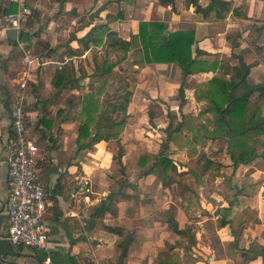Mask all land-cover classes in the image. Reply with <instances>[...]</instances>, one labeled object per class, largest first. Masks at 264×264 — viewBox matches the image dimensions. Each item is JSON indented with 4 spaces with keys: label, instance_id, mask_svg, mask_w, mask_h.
Returning <instances> with one entry per match:
<instances>
[{
    "label": "crops",
    "instance_id": "obj_1",
    "mask_svg": "<svg viewBox=\"0 0 264 264\" xmlns=\"http://www.w3.org/2000/svg\"><path fill=\"white\" fill-rule=\"evenodd\" d=\"M10 1L17 2L18 10L21 4L27 7L32 0H0V7ZM186 1L173 0L172 4L161 5L158 0H40L38 4L28 6L31 11L39 13L33 30L38 32L39 40L49 43L50 48H56L54 58H39L34 52L36 38L30 34L20 39V33L16 40L17 48L12 52L10 40L0 31V264H121L118 245L123 238L104 231L91 217L108 196L113 197V211L105 215L103 222L123 228L125 234L130 233L132 238L122 264H152L166 242H175L177 237L162 223L165 214L172 215L179 228L191 227L190 221L183 226L178 221L187 216L174 203V188L164 190L155 177H140L138 161L145 154H156L166 138V127L169 124L175 127L183 116L195 118L191 122L193 129L201 127L204 121L198 118V113L205 102L196 101L194 97L200 84L212 77L229 80L241 59L250 66L249 82L257 84L262 81L264 0H219L228 4L227 10L220 14L212 10L206 16L196 13L194 5ZM197 3L206 8L210 0H197ZM95 12L97 15L90 19L89 15ZM119 12H122L120 19L117 16ZM156 21L165 24V35L177 30H194L193 51L198 48L204 53L200 60L216 62L215 71L184 77L176 64L141 65L137 62L139 54L134 55L133 50L124 57L122 51L105 44L109 31L129 41L131 35L137 34L140 22ZM99 26H104L105 30L98 29ZM92 28L95 29L91 38L99 36L102 43H90L88 49H82L77 40ZM71 50H79L80 54L70 57ZM11 54H16L17 58L8 61V70L5 71L3 61ZM97 54L109 62L98 61ZM63 64L69 65L72 79L81 73L85 76L58 91L51 82ZM94 72L103 75L90 82ZM23 82L26 85L24 111L30 138L39 148V160L46 165L39 170V175L46 187V201L51 207L47 218L49 247L43 252L24 248L7 239L8 220L3 209L9 190L7 158L12 137L9 105ZM181 85L185 103L180 107L177 89ZM120 88L125 91L118 94ZM89 93L95 95L101 107L106 103L125 106V114L120 112V115H125L126 124L118 140L101 141L91 150L77 152L79 103L82 96ZM149 104H158L163 111V115L154 117L152 122H149L146 112ZM42 120L47 124H40ZM191 136L192 131L185 130L169 145V157L180 170L198 168L196 157L188 156ZM221 146L220 142L203 139L196 149L212 153L219 151ZM119 154L124 172L113 178L120 169L115 159ZM189 160H193L192 166L188 165ZM248 165L239 167L234 174L231 167H222L219 176L213 178L205 172L197 189L208 182L227 184L229 177L231 183L237 185L236 177H240ZM256 173L249 172V176L256 177ZM189 178L196 186V179L191 175ZM82 179L91 183L88 196L78 194ZM134 191L139 194L135 196ZM170 191L173 195L166 196ZM240 197H236L237 211L231 223L224 227L220 225L215 230L216 240L209 239L203 229L196 237L191 227L195 245L190 264H261L260 258L248 251H255L252 242L262 243L255 240L260 226L242 225L240 230L233 225L234 216L241 212V204H245L238 201ZM229 200L223 202L222 208ZM222 208L219 217L223 213ZM240 233H247L253 239L245 241L238 236ZM177 251L182 257L183 250Z\"/></svg>",
    "mask_w": 264,
    "mask_h": 264
},
{
    "label": "trees",
    "instance_id": "obj_2",
    "mask_svg": "<svg viewBox=\"0 0 264 264\" xmlns=\"http://www.w3.org/2000/svg\"><path fill=\"white\" fill-rule=\"evenodd\" d=\"M158 2L161 5H169L173 3V0H158ZM186 2L194 5L196 13H202L205 16L212 10L220 14L227 10L228 5L219 0H210L206 8H201L197 0H187ZM17 7L16 1L4 2V6L0 7V19L16 13ZM96 15L97 12L93 15L90 14L89 18L93 19ZM117 16L120 19L122 12H119ZM38 17V12L30 10L24 21V30L21 32L20 39L26 34H30L36 38L35 54L39 58H54L57 53L56 48H50L49 43L39 40L38 32L33 30L34 21ZM94 29L92 28L83 38L77 40L82 49H88L90 43L94 45L102 43V38H99V36L91 38ZM98 29L105 30V27L99 26ZM165 32L166 27L163 22H140L137 34L131 35L129 41H124L118 38L114 32L109 31L105 44L109 48L122 51L124 57L133 50L134 55L139 54L137 62L141 65L152 63L176 64L181 68L184 77L200 72L215 71L216 62L209 63L200 60L199 57L204 53L198 48L193 51L195 45L194 30H177L169 32L167 35H165ZM73 38H75L74 35ZM10 43L13 48L12 52H14L17 43L16 41H10ZM262 51H264V48ZM79 54V50L69 52L70 57ZM11 55L9 59L3 61L5 71L8 70V61L17 58L16 54ZM262 55L264 61V53ZM109 67L108 65L107 68ZM249 68L250 66L241 59L233 69L229 80L212 77L208 82L197 86L194 97L196 101L205 102V106L198 113V118L204 121L201 127L193 129L191 122L195 118L190 115L183 116L182 121L178 122L175 127H172L171 124L166 127L164 130L166 138L160 143L159 151L156 154H145L138 161L140 177H155L161 182L164 190L174 188L176 192V196L173 198L174 202L186 216L190 217V205L193 204V199L187 194L195 196V188L199 185L203 173L208 172L213 178L219 176L222 167H231L234 174L239 167L252 162L264 152V108L256 106L260 101L264 102V77L260 83H250L248 80ZM97 72L90 76V82L94 78L103 75V73L98 74ZM84 76L85 74L81 73L80 76H74V79H72L69 65L63 64L60 70L55 72L51 83L54 88L60 91L66 85L77 83ZM90 87L93 89L92 84H90ZM177 96L181 107L185 103L182 85L177 89ZM79 105L78 120L80 126L75 140L77 152L91 150L94 145L101 141L118 140L126 124L125 115L122 117L120 115V112L125 114V106L106 103L101 107L98 99L92 93L83 95ZM251 111L253 113L250 114ZM146 112L149 122H152L154 117L163 115V111L158 104H149ZM61 113L62 110L58 111L57 117ZM40 124L46 125L47 123L42 120ZM185 130L192 131V136L188 141L191 146L188 156L196 157L197 169L180 170L175 161L169 157L170 143L175 142L177 136ZM203 139L220 142L222 146L217 152H198L196 147L202 143ZM120 158V154L115 158L119 162L120 169L113 174V178L124 172ZM44 166H46L44 162L37 158L36 168L38 172ZM190 175L196 179V186L189 182ZM226 183L230 185L231 177L228 181L226 180ZM236 187L238 191H241V188ZM238 191L232 195L233 198L227 201L222 208L223 213H220V225L222 227L231 223V219L237 211L236 197L241 195V192ZM112 204L113 197L108 196L105 200H102L91 217L97 220L104 231L123 238L118 245L120 248L119 262L122 264L132 243V238L130 233L125 234L123 228L107 225L103 222L105 215L113 211ZM162 223L166 224L167 230L173 233L177 239L173 244L166 242L163 250L157 255L152 264H190L192 261V247L195 245L194 232L191 227L179 228L174 217L172 215L166 216V214ZM177 249L183 250L182 257ZM248 251L254 257H259L261 264H264V247L258 251Z\"/></svg>",
    "mask_w": 264,
    "mask_h": 264
},
{
    "label": "built area",
    "instance_id": "obj_3",
    "mask_svg": "<svg viewBox=\"0 0 264 264\" xmlns=\"http://www.w3.org/2000/svg\"><path fill=\"white\" fill-rule=\"evenodd\" d=\"M29 9L21 4L17 12L0 19V31L14 29L19 37ZM18 39V38H17ZM28 61V59L26 58ZM29 63V61H28ZM11 98L9 124L12 137L8 146V194L3 204L7 216V239L37 251L49 247V226L47 218L51 207L46 201V187L36 168L38 148L30 138L27 116L24 111L26 99L25 82ZM78 194H91V183L82 179Z\"/></svg>",
    "mask_w": 264,
    "mask_h": 264
},
{
    "label": "rangeland",
    "instance_id": "obj_4",
    "mask_svg": "<svg viewBox=\"0 0 264 264\" xmlns=\"http://www.w3.org/2000/svg\"><path fill=\"white\" fill-rule=\"evenodd\" d=\"M39 1L40 0H32L30 1V5L27 3L29 12L30 7L28 6H31V4H38ZM95 56L98 61L109 62V60H106L103 55L98 56L97 54ZM118 77L122 79V75H120V73H118ZM121 88L118 94L123 92L124 89ZM256 106L259 108H264V102L258 103ZM188 162V165L192 166L193 160H189ZM252 171L257 172L256 177L249 176V172ZM235 181L239 182L237 185L239 188H241V191H238L236 187L237 185L234 183H230L229 187L227 188L226 184L222 185L218 181L208 182L203 188L197 189L196 187L195 196L192 194H187L193 199V204L190 205V217H186L188 220H186L184 217H181L178 221L181 226L186 224V221H190L191 227L194 229L196 237H198L196 234H198V232L203 229L207 234V237L214 241L217 238L215 230L220 226V217L218 214L219 210L224 204L223 202L226 199H232V195L236 191L241 192V197H244H240L238 201L245 204H241V212H238L234 216L233 225L240 228V230L242 225L255 226V228L260 226V231L257 233L258 235L255 237V240L258 242L262 241V243L255 244L252 242L255 251H258L264 244V152L261 154V156L249 163L248 167L241 171V176L236 177ZM189 182L193 184L192 178H189ZM151 189H154L153 192H155V188L151 187ZM138 194V191H134L135 196ZM172 195L173 193H171V191L166 193V196L170 197ZM238 236H242V239L245 241L253 239L250 235L247 236V233H244L243 235L240 233Z\"/></svg>",
    "mask_w": 264,
    "mask_h": 264
},
{
    "label": "water",
    "instance_id": "obj_5",
    "mask_svg": "<svg viewBox=\"0 0 264 264\" xmlns=\"http://www.w3.org/2000/svg\"><path fill=\"white\" fill-rule=\"evenodd\" d=\"M6 34V37L10 40V41H16L17 38H18V35H17V31L14 30V29H10V30H7L5 32Z\"/></svg>",
    "mask_w": 264,
    "mask_h": 264
}]
</instances>
